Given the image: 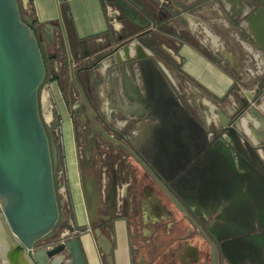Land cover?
Instances as JSON below:
<instances>
[{
	"label": "flooded vegetation",
	"instance_id": "af4514ba",
	"mask_svg": "<svg viewBox=\"0 0 264 264\" xmlns=\"http://www.w3.org/2000/svg\"><path fill=\"white\" fill-rule=\"evenodd\" d=\"M123 1L137 22L109 0L119 11L120 29L103 46L90 48L87 58L74 54L81 44L72 49L67 37L66 54L60 36L52 38L48 49L56 53L50 60V83L59 85L65 75L77 88L71 94L74 101L53 106L58 110L54 134L64 222L53 237L38 240L33 252L56 250L52 260L59 243L79 236L69 184L75 172L88 226L107 238L112 264L121 223L133 264H264V50L232 55L241 67H226L232 84L221 97L203 91L214 101L216 115L203 123L180 89L182 80H191L182 71L180 52L193 40L190 18L198 35L206 28L216 36L222 0ZM208 2L214 8L205 24L202 11ZM242 4L250 8L245 17L264 6V0ZM44 36L41 32L43 41ZM131 44L133 53L124 54V46ZM65 60L73 62L70 75L64 72ZM85 92L88 98L80 101ZM66 135L72 138L73 155L65 147ZM86 188L91 190L87 197ZM192 241L197 255L190 253ZM100 257L107 262L103 250Z\"/></svg>",
	"mask_w": 264,
	"mask_h": 264
},
{
	"label": "water",
	"instance_id": "95a60500",
	"mask_svg": "<svg viewBox=\"0 0 264 264\" xmlns=\"http://www.w3.org/2000/svg\"><path fill=\"white\" fill-rule=\"evenodd\" d=\"M116 3L132 23L137 22L138 16L127 15L128 6L123 0ZM263 17L264 6L245 17L254 24L256 35L262 32ZM47 29L43 31L26 13L24 0H0V242L5 244L0 264H88L78 235L59 243L58 255L52 260L49 256L56 250L35 251L31 256L26 252L38 240L53 237L64 222L57 188L59 158L54 134L58 110L53 107V119L46 122L41 101L44 89L53 79L50 60L56 58V53L48 52L53 40ZM41 32L45 33L44 41ZM80 43L86 45L84 39ZM71 47L76 49V41L71 42ZM137 48L153 59L144 46L138 44ZM123 51L132 54V44L125 45ZM88 55L85 51L83 57ZM65 62L72 74V60ZM85 193L87 197L91 190L86 188ZM95 234L99 236L100 231L95 230ZM99 237L98 245L106 254L107 263L112 264L108 240ZM66 254L70 256L68 260H64Z\"/></svg>",
	"mask_w": 264,
	"mask_h": 264
},
{
	"label": "crops",
	"instance_id": "0c3cea01",
	"mask_svg": "<svg viewBox=\"0 0 264 264\" xmlns=\"http://www.w3.org/2000/svg\"><path fill=\"white\" fill-rule=\"evenodd\" d=\"M24 2L26 13L36 21L37 25L43 31L48 27L47 34L50 39L54 36L62 37L63 32L59 18L60 0H31V3L29 0H24ZM67 2L73 21V29L69 33L70 43L71 41L80 43L82 39L86 42L84 47L80 45V49H76L74 52L76 56L83 55L85 51L87 52L95 46H103L105 40L115 33L110 31V21L101 0H67ZM213 8L214 5L209 2L203 7L202 19L205 24H210ZM249 9L248 7L244 8L242 0H233V2L222 0L221 9L218 10L221 16L220 24L217 25L216 36H210L206 28H204L205 34L198 35L196 25L193 19L190 18V36L193 40L184 44L181 49L182 71L192 79L187 80L188 84L198 89L205 97L204 90L216 97H221L232 84V79L226 67H241V62H236L235 59L231 58L232 55L235 57H240L244 53L255 55L264 50V17L263 26H261L263 27L261 29L262 35H256L254 24L246 21V16L244 17ZM256 10L252 12L255 14ZM238 14L240 17H238ZM233 20L238 24L237 26L232 24ZM248 36L252 37V40ZM64 52L67 53L66 49ZM105 65L106 62L98 69L101 73H104ZM63 68L64 72L65 69L67 71L66 75H70L69 64L66 63ZM81 76L87 86L89 81L87 71L81 72ZM61 77L63 78V86L66 89L68 100L74 101L75 99L73 100L71 94H73V89L76 87L75 84L65 75ZM105 83L104 81L101 87H105ZM51 84H53L51 90L53 101H65L58 83L52 82L49 86ZM87 98L86 92L84 96L80 95V101H85ZM69 184L76 213L74 232L78 231L86 261L88 264H103L100 257L102 249L98 245L97 235L88 226V221L83 212L79 181L75 172L71 174ZM115 240L116 245L112 251L113 264H133L127 232L122 223L117 227ZM190 253L197 255V245L193 241L190 244Z\"/></svg>",
	"mask_w": 264,
	"mask_h": 264
},
{
	"label": "rangeland",
	"instance_id": "374dc122",
	"mask_svg": "<svg viewBox=\"0 0 264 264\" xmlns=\"http://www.w3.org/2000/svg\"><path fill=\"white\" fill-rule=\"evenodd\" d=\"M103 6H104V10L107 13V6H111V4L109 3V0H103ZM109 21H112L111 18H109ZM120 29V22L118 20H116L115 22V26H113L110 23V31L111 33L114 32H118ZM61 43H62V48L65 49L67 48L66 45V38L62 35L61 37ZM66 42V43H65ZM53 65H55V62L53 63ZM179 77V75H178ZM181 77V76H180ZM52 85L51 86H47L45 88V90L49 93V99L52 103L53 106H56V102H58V107H63V101H53L52 98ZM182 93L186 96L189 97L192 101H190V103L192 104V109L196 111V113H198L201 121H203L204 123V119L207 117L210 118L212 117V113H211V109L203 102V99L206 98L198 89L192 87V85L188 84L187 80H182V87H180ZM243 90H239L240 93H242ZM71 93V92H70ZM72 98H74L71 95ZM207 99V98H206ZM212 104H215L214 101H210ZM206 114V115H205ZM215 114V113H214ZM63 125H66L69 122V119L66 115H64L63 118ZM65 147L67 150H69L70 152H72V155L74 154V148H73V142H72V138L70 135H66L65 137ZM65 194V193H63ZM68 202L65 203V207L67 208ZM66 210V209H65ZM68 210V208H67ZM69 211V210H68ZM201 247L200 242L198 243ZM202 248V247H201Z\"/></svg>",
	"mask_w": 264,
	"mask_h": 264
},
{
	"label": "trees",
	"instance_id": "16d2710c",
	"mask_svg": "<svg viewBox=\"0 0 264 264\" xmlns=\"http://www.w3.org/2000/svg\"><path fill=\"white\" fill-rule=\"evenodd\" d=\"M101 1H102V5H103V0H101ZM29 2L31 3V0H29ZM59 16H60V22L64 28L65 36L67 37V39H70L69 33H71V30L73 29V21H72L71 15H70V9H69L67 0H60ZM101 34H103V33H101ZM58 82H59L60 89H61L62 93L64 94L65 101H69L67 98V95H66V89L63 86V81L60 80V78H59ZM102 262H103V264H108L104 259L102 260Z\"/></svg>",
	"mask_w": 264,
	"mask_h": 264
},
{
	"label": "bare ground",
	"instance_id": "6f19581e",
	"mask_svg": "<svg viewBox=\"0 0 264 264\" xmlns=\"http://www.w3.org/2000/svg\"><path fill=\"white\" fill-rule=\"evenodd\" d=\"M41 101H42V108H43V116H44V119L46 122H50L52 120V103L49 99V93L44 89L43 93H42V98H41ZM203 102L205 104H207L209 106V108L211 109L212 111V118L214 120H216V115L214 114V104H212L210 101H208L206 98L203 99ZM4 248H5V244L1 243L0 242V258L3 259L4 258Z\"/></svg>",
	"mask_w": 264,
	"mask_h": 264
},
{
	"label": "built area",
	"instance_id": "2783aa9c",
	"mask_svg": "<svg viewBox=\"0 0 264 264\" xmlns=\"http://www.w3.org/2000/svg\"><path fill=\"white\" fill-rule=\"evenodd\" d=\"M59 1V0H58ZM107 15H108V17L109 18H111V20L112 21H110V23L113 25V26H115V22H116V20H117V15H118V13H119V11H118V9L116 8V7H114V6H107ZM59 18H60V16H59ZM63 36L66 38V36H65V32H64V28H63ZM68 48V47H67ZM69 50V49H68ZM55 66H56V64H55ZM59 66H60V62H59ZM75 97V96H74ZM35 247V246H34ZM34 247L33 248H31L30 250H28L30 253H33V250H34Z\"/></svg>",
	"mask_w": 264,
	"mask_h": 264
}]
</instances>
